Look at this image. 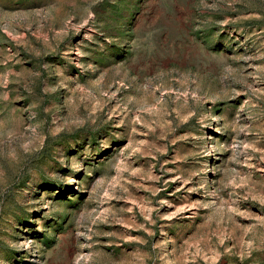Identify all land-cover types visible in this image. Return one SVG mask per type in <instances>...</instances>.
<instances>
[{
  "label": "rangeland",
  "instance_id": "rangeland-1",
  "mask_svg": "<svg viewBox=\"0 0 264 264\" xmlns=\"http://www.w3.org/2000/svg\"><path fill=\"white\" fill-rule=\"evenodd\" d=\"M0 264H264V0H0Z\"/></svg>",
  "mask_w": 264,
  "mask_h": 264
}]
</instances>
